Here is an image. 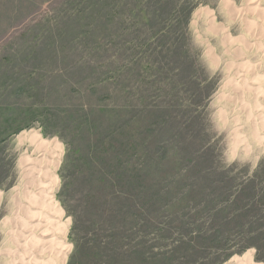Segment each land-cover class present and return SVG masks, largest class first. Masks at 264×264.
<instances>
[{"label":"rangeland","instance_id":"obj_1","mask_svg":"<svg viewBox=\"0 0 264 264\" xmlns=\"http://www.w3.org/2000/svg\"><path fill=\"white\" fill-rule=\"evenodd\" d=\"M95 6L0 0V264L15 250L21 161L40 152L30 132L58 147L66 250L47 253L51 264H227L247 252L264 264L257 227L191 250L184 225L264 223V0ZM234 194L262 196L263 211L212 213Z\"/></svg>","mask_w":264,"mask_h":264},{"label":"bare ground","instance_id":"obj_2","mask_svg":"<svg viewBox=\"0 0 264 264\" xmlns=\"http://www.w3.org/2000/svg\"><path fill=\"white\" fill-rule=\"evenodd\" d=\"M23 137L40 152L35 159L21 161L25 183L14 201L17 211L13 221L15 231L11 240L15 250L9 255L6 254L9 257L7 264H51L50 259L46 257L47 253L58 247L57 253L63 256V250H66L64 243L61 244L56 236L59 229L64 230L66 227L59 226L62 213L53 196L58 184L55 176L59 162L58 147L54 146V151L49 153L48 148H45L48 143H44L36 133L30 132ZM227 264L258 263L254 261L252 254L247 252L231 259Z\"/></svg>","mask_w":264,"mask_h":264},{"label":"trees","instance_id":"obj_3","mask_svg":"<svg viewBox=\"0 0 264 264\" xmlns=\"http://www.w3.org/2000/svg\"><path fill=\"white\" fill-rule=\"evenodd\" d=\"M94 1H95V3H94ZM98 1L101 2V0H86V2L89 3L90 7L92 6V4H93L94 7H96L95 5L99 4ZM76 14L79 15L80 14L79 11H77ZM71 17L72 18L75 17V13H71ZM108 18H109L108 16H106V17H100L99 16L97 18V20H98V22L101 21V20L107 21ZM95 51L100 53V54L107 53V52L104 51V48H98V50H95ZM252 184H254V182ZM263 187H264V184H263ZM246 189H248V191H249L248 194L250 192H252V187H248L247 186ZM255 189H253V190H255ZM262 192H264V190H261L260 193H262ZM246 195L244 194L242 196H246ZM242 196L238 198L234 194L232 200H230L229 202L225 203L223 206H221L219 208H215L212 211V213L215 214V215H219V214H222V215L223 214H233L234 215L235 214L234 207L237 204L241 205L240 211H245V212L248 211V210H249V212L251 210H253V211H261V212L263 211V209H261L260 205H258L259 202L263 198L262 196L260 198L258 197L256 200H252L251 201V199H250L247 202L243 201ZM184 197H185V194H182L181 198H184ZM262 204H264V203L262 202ZM166 225L167 224H164L163 226H166ZM184 225L187 226V228H189V231H191V233H192L191 236L193 237V244H191L192 242L188 243V246L191 248V250L200 249V246L198 245L199 243H201L202 245H206L207 243H210L214 248L218 247L217 249H219V248L222 247V245L226 241V237H225V236H227L226 233L231 232L235 228L237 230V229H242V228H245V227H257V229H258V231L260 233L264 232V223L263 222H260L258 220V221L254 222V223H251V222H245L244 223L239 218L238 219H235V218L234 219H229V220H226V221H220V220L219 221H214V222L208 224L207 226H203L201 223H197V222L195 224H188V223L184 222ZM184 225L179 224V228L184 229L185 228ZM144 226L140 227L138 225H133L131 230L134 231V232H140V231L143 232ZM148 226H153V225L150 222H148ZM260 233L255 234L254 238H252L254 243L251 244L254 247H256L257 252H260L261 249L264 248V237H262V235ZM241 248H242L241 251H243L245 246L241 247ZM229 256H230V254L226 255V257H229ZM257 259L259 261H264V260H261L263 258L257 257Z\"/></svg>","mask_w":264,"mask_h":264}]
</instances>
